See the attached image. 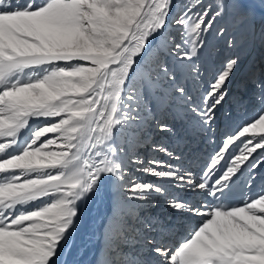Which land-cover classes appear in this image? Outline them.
Returning a JSON list of instances; mask_svg holds the SVG:
<instances>
[{
  "label": "snow or ice",
  "instance_id": "snow-or-ice-1",
  "mask_svg": "<svg viewBox=\"0 0 264 264\" xmlns=\"http://www.w3.org/2000/svg\"><path fill=\"white\" fill-rule=\"evenodd\" d=\"M258 129L264 16L247 0H0V264H69L105 185L101 264H264ZM198 138L212 147L194 157ZM161 201L172 220L141 214Z\"/></svg>",
  "mask_w": 264,
  "mask_h": 264
},
{
  "label": "bare ground",
  "instance_id": "bare-ground-1",
  "mask_svg": "<svg viewBox=\"0 0 264 264\" xmlns=\"http://www.w3.org/2000/svg\"><path fill=\"white\" fill-rule=\"evenodd\" d=\"M180 0H177L179 3ZM250 3V7L255 14L257 20L264 16V3L260 0H247ZM242 28L240 27L239 21H235L232 28H230L229 35L240 36ZM210 40V53L213 59L221 52V46L223 41L219 38L209 37ZM247 52L244 53L246 55ZM258 53L253 55V59L258 57ZM240 80V74L238 73L236 79L233 82L232 90L235 91L237 88L238 81ZM258 104V101H257ZM247 105V101L245 102ZM227 108V105H226ZM237 115L239 117H244L245 111L243 109L237 110ZM221 126V130H222ZM171 135V134H169ZM203 135V134H202ZM255 135H264V130L258 129ZM156 138V137H154ZM159 139L163 142L168 143L166 137L160 134ZM183 148L184 146L181 145ZM212 145L202 139H196L188 144L184 148L185 152L192 154L194 157H200L204 152L211 151ZM138 152L143 153L142 157H147L150 153L156 155L157 158H164L162 153L154 154L149 145H142L139 147ZM151 156V157H152ZM144 179H152L156 181L154 177H148L143 174H137ZM158 182V181H156ZM187 199H191V194H189ZM118 209L115 206L114 193L110 186L105 185L101 188L98 195L93 197L88 204L83 208L81 223L79 225V230L74 234L72 246L70 250L63 257L69 262V264H101L104 260H110L112 257L108 254L107 250L103 246L102 242V225L111 223L112 217L118 213ZM172 210L168 207L167 203L161 201L158 205H153L152 207H145L141 210V214L146 218L151 220L156 224H163L167 221L173 219L170 215ZM138 247L129 245L126 249L125 259H132L135 255H138Z\"/></svg>",
  "mask_w": 264,
  "mask_h": 264
},
{
  "label": "rangeland",
  "instance_id": "rangeland-1",
  "mask_svg": "<svg viewBox=\"0 0 264 264\" xmlns=\"http://www.w3.org/2000/svg\"><path fill=\"white\" fill-rule=\"evenodd\" d=\"M139 154H140L141 156H143V153L139 152ZM151 156H152V154L150 153V155H148L147 157H145V159H149V158H151Z\"/></svg>",
  "mask_w": 264,
  "mask_h": 264
}]
</instances>
